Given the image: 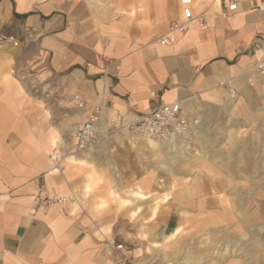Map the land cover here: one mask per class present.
I'll return each mask as SVG.
<instances>
[{"label": "crops", "instance_id": "1", "mask_svg": "<svg viewBox=\"0 0 264 264\" xmlns=\"http://www.w3.org/2000/svg\"><path fill=\"white\" fill-rule=\"evenodd\" d=\"M197 1L193 9L205 10L206 28L194 21L161 45L169 25L182 19L179 0H0L5 34L22 42L0 51V264H135L106 248L127 243L136 218L149 228L151 202L116 193L151 196V149L140 136L113 134L115 113L138 116L178 101L199 121L191 137L198 154L218 143L207 153L213 161L243 135L261 139L263 148L264 75L255 64L264 55V0H244L225 19L215 14L219 0L205 9L208 2ZM26 65L32 76L21 81ZM72 96L85 106H73ZM99 106L96 148L51 170L50 141H67ZM135 145L149 151L148 166L145 159L136 166ZM120 169L127 170L121 179Z\"/></svg>", "mask_w": 264, "mask_h": 264}, {"label": "rangeland", "instance_id": "2", "mask_svg": "<svg viewBox=\"0 0 264 264\" xmlns=\"http://www.w3.org/2000/svg\"><path fill=\"white\" fill-rule=\"evenodd\" d=\"M5 29L6 26L0 23V34H5ZM246 137L243 135L232 140L234 144L231 147L228 144L217 150L213 161V156L209 157L207 153L214 152L213 149H218L219 144L215 147L205 144L206 153L199 155L195 150L198 145L192 138L177 145L179 154L174 158L169 153L161 155L151 150L150 165L149 151L143 147L139 150L136 145L129 147L136 166L145 159L154 180L151 196H145L138 189L131 193L120 188L116 193L120 199L129 194L134 197V193H137L151 202L146 208L151 213V218L145 221L149 228L144 227L142 218H136L133 221L134 229H126L130 234L128 242L123 243V252L135 264H264L257 260L255 249L242 244L247 240L251 244L254 237L264 238V137L262 149L261 139L258 138L256 143V140ZM66 142H70V136ZM257 149L258 153L262 150L263 154L255 153ZM198 164L206 169L197 170ZM261 164L263 170L257 173L255 168ZM116 173L117 178L121 179L127 170L120 169ZM256 179L259 180L257 183ZM234 187L237 189L235 192L232 190ZM237 202L244 203V211L255 219L246 240L238 239V235L244 233L243 230L233 232L236 224L232 219L237 215V209L233 206ZM142 211L143 207L136 210L138 214ZM170 216L171 221L167 226L165 220ZM175 229L178 230L176 237L172 243H165L168 247L164 251L165 237ZM224 229H228V232H224ZM229 238H232L231 243ZM186 259L192 261L183 262Z\"/></svg>", "mask_w": 264, "mask_h": 264}, {"label": "built area", "instance_id": "3", "mask_svg": "<svg viewBox=\"0 0 264 264\" xmlns=\"http://www.w3.org/2000/svg\"><path fill=\"white\" fill-rule=\"evenodd\" d=\"M244 0H219L218 12L215 14L225 19L229 14L237 11L238 6ZM261 1V0H254ZM213 0H210L203 9L207 8ZM182 19L179 22L171 23L167 34L161 36L158 42L166 45L171 42L170 35L186 32L190 24L197 22L200 29L206 28L207 17L205 10L195 13L193 9V0H179ZM22 42L13 35L0 34V49L18 48ZM107 65H113L115 72L119 66L114 62L107 61ZM255 69L259 74L264 75V55H262L255 64ZM32 76L29 66H24L21 70L19 79L25 81ZM69 102L78 109L85 106V101L78 96H72ZM102 110L98 109L90 114L85 122L78 124L70 133V142L63 140L56 148L52 149L47 158L51 165V170H60L63 163L69 156L77 152L91 151L96 148L99 140L98 135L102 124ZM199 127V121L196 118H190L183 110L178 101L169 104H159L149 113L142 115L113 114L109 130L113 134H134L154 141H175L177 145L184 144L186 140L195 136ZM71 143V144H69ZM57 203H62V199H56ZM112 247L117 252H123V245L117 244L106 248L107 254L112 256ZM122 263V261H121Z\"/></svg>", "mask_w": 264, "mask_h": 264}, {"label": "bare ground", "instance_id": "4", "mask_svg": "<svg viewBox=\"0 0 264 264\" xmlns=\"http://www.w3.org/2000/svg\"><path fill=\"white\" fill-rule=\"evenodd\" d=\"M210 0H198L196 3L198 4V6H202L204 3L206 2H209ZM218 1V0H217ZM197 14V13H196ZM13 49V48H12ZM11 50V49H10ZM0 51H2L0 49ZM7 52V50H6ZM9 52V51H8ZM12 52V51H11ZM105 136V135H104ZM141 140L143 142H146L147 145L150 147V149L156 153V154H168L169 155H172L171 158H174L175 155L179 154V152L177 151V144L175 141H154V140H150V139H147V138H143V137H140ZM63 142V140H61L60 142H58L57 140H51L50 141V147H51V150L56 148L59 144H61ZM71 144V143H69ZM50 150V151H51ZM185 153V152H184ZM161 154V155H162ZM201 154V153H200ZM199 154V155H200ZM199 158V157H198ZM202 158V157H201ZM54 171V170H53ZM55 172H59V170H55ZM233 192H235V190H237L235 187L232 188ZM239 191V190H238ZM238 194V193H237ZM134 197L136 199V202L137 201H144L146 200L147 198H145L144 196L140 195V194H137V193H134ZM236 208L237 209V215H236V218H233L232 220L235 221V228H234V231L233 232H238V230H243L244 233L243 234H239L238 235V239L239 240H246V237H247V234L251 233V228L253 227L252 226V223L255 221V219H252L251 218V214H248L244 211V203H238L235 204L233 206V208ZM138 214V212H135L132 214L133 217H136V215ZM232 218V217H231ZM230 222V221H229ZM224 232H228V229H224L223 230ZM178 232L177 229H175V231L173 233H170L169 235H167L165 237V241H164V244L165 243H169L171 242L173 239H175L176 237V233ZM256 235V234H255ZM174 241V240H173ZM221 241V239H220ZM223 241V240H222ZM232 242V238H229V243ZM240 243V241H238ZM249 241L247 240L246 242L244 241V247H251L253 249H255L254 251H256V253L258 254V258L257 260H259V262L263 263L264 262V238L262 237H257L255 238L254 237V240L252 241L251 244L248 243ZM172 243V242H171ZM170 243V245H171ZM241 244V245H242ZM166 245V244H165ZM168 245V244H167ZM164 246V251L167 250V247L168 246ZM247 247V248H248ZM206 249V248H205ZM162 252V251H161ZM252 256V255H251ZM211 257V256H210ZM192 260L191 259H186V260H183V262L187 263V262H191Z\"/></svg>", "mask_w": 264, "mask_h": 264}]
</instances>
